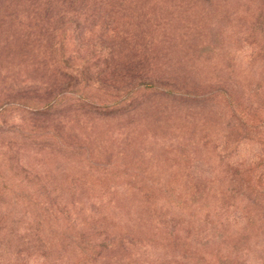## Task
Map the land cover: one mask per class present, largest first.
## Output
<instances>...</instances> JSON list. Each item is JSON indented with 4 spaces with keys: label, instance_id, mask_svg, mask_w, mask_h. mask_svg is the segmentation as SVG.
<instances>
[{
    "label": "rangeland",
    "instance_id": "rangeland-1",
    "mask_svg": "<svg viewBox=\"0 0 264 264\" xmlns=\"http://www.w3.org/2000/svg\"><path fill=\"white\" fill-rule=\"evenodd\" d=\"M0 264H264V0H0Z\"/></svg>",
    "mask_w": 264,
    "mask_h": 264
}]
</instances>
